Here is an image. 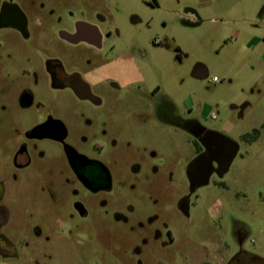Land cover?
<instances>
[{
  "label": "rangeland",
  "instance_id": "rangeland-1",
  "mask_svg": "<svg viewBox=\"0 0 264 264\" xmlns=\"http://www.w3.org/2000/svg\"><path fill=\"white\" fill-rule=\"evenodd\" d=\"M2 1L28 37L0 31V264L264 260V0ZM87 28L98 45L68 39ZM48 116L64 141L28 140ZM63 145L110 188L82 187Z\"/></svg>",
  "mask_w": 264,
  "mask_h": 264
},
{
  "label": "flooded vegetation",
  "instance_id": "flooded-vegetation-1",
  "mask_svg": "<svg viewBox=\"0 0 264 264\" xmlns=\"http://www.w3.org/2000/svg\"><path fill=\"white\" fill-rule=\"evenodd\" d=\"M2 30H10L22 39L28 37L27 22L20 10L15 5L0 0V31ZM76 35L80 38L86 39L92 45L99 44L93 28H87L85 31H80L79 35L78 33ZM72 37L74 36L68 37V39L71 41L78 40V37L75 36L76 39H72ZM49 72L55 85H58L59 87H69L79 96V98L92 100L89 88L80 80L77 74L65 75L61 70L59 63L55 60L51 61ZM139 80V78L134 80L137 88H140ZM157 90L158 87L156 86L151 88L150 92L154 94ZM94 101L96 102L95 99ZM26 137L28 140L39 141L41 139H49L61 144L66 138V131L61 122L48 116L45 117L42 122L28 130ZM63 152L69 168L82 187L91 193L104 191L110 188V175L102 163L77 154L66 145H63ZM12 164L15 168L20 169L29 164V158L24 146L17 149L13 154ZM75 207L81 217H86V212L81 204L78 203ZM114 217L115 220L125 222V218H121L120 215L116 214ZM158 236L159 232L156 231L155 237ZM4 240L6 243L3 245L7 247L9 251L13 249L12 244L8 240ZM226 264H264V260L253 256L250 253H244L241 251L236 253L231 259L226 260Z\"/></svg>",
  "mask_w": 264,
  "mask_h": 264
},
{
  "label": "crops",
  "instance_id": "crops-1",
  "mask_svg": "<svg viewBox=\"0 0 264 264\" xmlns=\"http://www.w3.org/2000/svg\"><path fill=\"white\" fill-rule=\"evenodd\" d=\"M263 38H264V37H263ZM260 40H261L260 38L255 37V38L252 40V43H253V44H258ZM263 40H264V39H263ZM202 70L204 71L203 68H202Z\"/></svg>",
  "mask_w": 264,
  "mask_h": 264
},
{
  "label": "built area",
  "instance_id": "built-area-1",
  "mask_svg": "<svg viewBox=\"0 0 264 264\" xmlns=\"http://www.w3.org/2000/svg\"><path fill=\"white\" fill-rule=\"evenodd\" d=\"M212 81H213V82H215V81H216V79H213ZM211 118H214V115H213V114L211 115Z\"/></svg>",
  "mask_w": 264,
  "mask_h": 264
},
{
  "label": "water",
  "instance_id": "water-1",
  "mask_svg": "<svg viewBox=\"0 0 264 264\" xmlns=\"http://www.w3.org/2000/svg\"><path fill=\"white\" fill-rule=\"evenodd\" d=\"M75 36H76V37H78L77 35H75ZM75 36H74V37H72V39H76V38H75ZM77 39H78V38H77Z\"/></svg>",
  "mask_w": 264,
  "mask_h": 264
}]
</instances>
